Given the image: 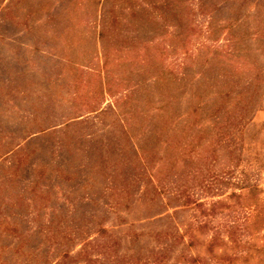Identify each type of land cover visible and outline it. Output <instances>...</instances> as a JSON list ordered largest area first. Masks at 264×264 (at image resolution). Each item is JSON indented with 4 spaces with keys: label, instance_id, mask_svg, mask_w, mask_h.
<instances>
[{
    "label": "rangeland",
    "instance_id": "1",
    "mask_svg": "<svg viewBox=\"0 0 264 264\" xmlns=\"http://www.w3.org/2000/svg\"><path fill=\"white\" fill-rule=\"evenodd\" d=\"M0 264H264V0H0Z\"/></svg>",
    "mask_w": 264,
    "mask_h": 264
}]
</instances>
